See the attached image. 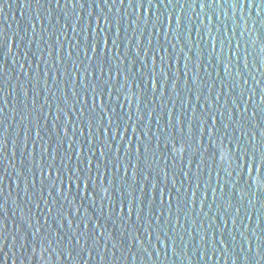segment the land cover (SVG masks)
Returning a JSON list of instances; mask_svg holds the SVG:
<instances>
[{"label":"water","instance_id":"95a60500","mask_svg":"<svg viewBox=\"0 0 264 264\" xmlns=\"http://www.w3.org/2000/svg\"><path fill=\"white\" fill-rule=\"evenodd\" d=\"M0 264H264V0H0Z\"/></svg>","mask_w":264,"mask_h":264}]
</instances>
